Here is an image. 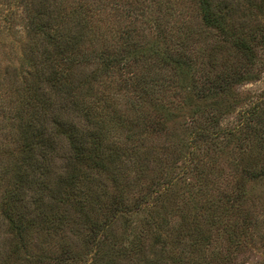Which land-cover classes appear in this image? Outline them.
Masks as SVG:
<instances>
[{
  "label": "rangeland",
  "instance_id": "1",
  "mask_svg": "<svg viewBox=\"0 0 264 264\" xmlns=\"http://www.w3.org/2000/svg\"><path fill=\"white\" fill-rule=\"evenodd\" d=\"M124 1L150 11V0ZM192 3L174 1V15L162 14L167 28L176 30H168L165 45L187 56L189 71L162 65L152 52L145 57L140 53L159 39L135 15L130 18L134 35L127 43H134L137 57L106 79L107 89L114 88L121 102L139 106L144 128L135 127L136 145L147 152L144 163H121L125 183L119 186L107 173L81 166L80 181L71 190L78 196L77 206L55 201L54 215L28 217L19 224L21 235L9 229L0 208V264H264V175L248 176L242 170V159L250 154L245 138L255 136L244 128L264 123V117L243 113L255 103L264 107V11L255 16L259 0L253 7L234 0L232 7L242 34L247 40L257 38L251 41L254 65L215 31L202 27ZM28 21L21 1L0 0V81L7 67L20 69L23 63L32 36ZM181 23H190L193 37L180 35ZM97 48L87 46L86 51L95 55ZM239 75L249 77L236 81ZM144 82L150 84L147 90ZM216 85L222 92L197 97L201 89ZM10 98L15 106V96ZM7 99L1 87L0 102ZM0 120L8 123L1 113ZM218 128L229 132L214 139L203 132L213 136ZM16 146V136L0 123V204L6 184H12L15 159L23 155L15 152ZM259 150L253 146L255 153ZM185 218L201 230V246L178 240L164 252L156 235L172 237ZM88 221L107 227L95 232ZM138 232L139 242L133 245ZM11 242L20 246L15 254L8 253Z\"/></svg>",
  "mask_w": 264,
  "mask_h": 264
},
{
  "label": "trees",
  "instance_id": "2",
  "mask_svg": "<svg viewBox=\"0 0 264 264\" xmlns=\"http://www.w3.org/2000/svg\"><path fill=\"white\" fill-rule=\"evenodd\" d=\"M19 1L26 7L27 28L32 36L20 69L7 67L5 78L0 81V90L2 87L9 97L0 102V113L8 119V123L0 120L1 127L16 136L15 152L23 154L21 159H15L16 169L12 168L14 174L9 178L13 181L6 184L0 204L9 229L17 235L22 232L19 224L28 217L38 219L54 215L53 205L57 200V204L77 206L78 196L71 190L80 181L76 176L81 172V166L107 173L119 186L125 183L121 163H144L142 157L147 152L140 151L136 145L135 127L144 128L137 114L139 106L135 101L121 102L114 88L107 89L106 80L113 70L125 69L137 57L134 43H127L135 31L131 17L138 15L144 22L142 25H150L159 39L155 46L140 51L144 57L152 52L151 56L159 58L164 66L171 64L186 72L191 69L187 56L178 50H169L164 42L168 30L172 33L176 30L175 26L167 28L162 14L174 15V1L177 0H150L149 12L134 9L130 1L124 0ZM241 1L246 3L244 5H255V0ZM192 2L202 27L215 31L239 54L257 64L251 46V41L257 38L252 36L247 40L239 30L240 24L234 19L232 10L234 0ZM259 2L255 16L264 11V0ZM179 13L182 14V10ZM189 24L178 26L180 35L193 37ZM116 39H121L122 44L116 46ZM98 41L104 43L97 46ZM261 41H264L263 36ZM142 44L139 43V47H144ZM87 46L98 47L95 55L86 51ZM78 54L85 55L80 57ZM247 77L249 75H239L235 79L246 81ZM144 85L147 90L150 84L144 82ZM207 90L201 89L197 97L222 92L217 85ZM12 96L16 98L15 106ZM260 105L255 103L251 110L243 113L247 117L250 114L262 118L264 107ZM244 130L255 136L245 138L250 154H245L242 159L243 173L261 177L264 175V123L258 121L257 125L245 126ZM203 132L214 139L229 131L218 128L213 136L205 129ZM141 134L139 130L138 136ZM254 145L260 149L257 153L253 151ZM9 173L11 171H4L6 176ZM186 218L172 237L156 235V244L164 252L168 245H175L178 240L190 241L194 248L201 246V230L190 227ZM88 222L95 232L107 227L106 224L98 226ZM136 230L134 227V232ZM133 237L136 242L132 241V244L137 245L139 232ZM9 245V254L20 249L17 242Z\"/></svg>",
  "mask_w": 264,
  "mask_h": 264
}]
</instances>
